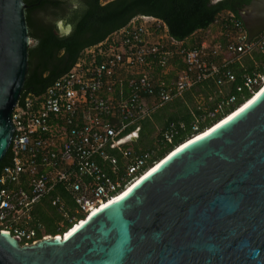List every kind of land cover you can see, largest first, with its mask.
<instances>
[{
  "label": "built area",
  "instance_id": "2783aa9c",
  "mask_svg": "<svg viewBox=\"0 0 264 264\" xmlns=\"http://www.w3.org/2000/svg\"><path fill=\"white\" fill-rule=\"evenodd\" d=\"M207 81L216 101L208 110L198 105L201 114L191 110L195 132L264 84V28L249 40L241 19L222 10L207 28L177 40L161 19L138 15L82 49L41 93L23 89L11 111L10 160L0 171V231L17 235L21 245L64 236L141 176L185 128L183 121L157 124L153 144L135 147L141 121ZM44 199L58 215L55 234L34 211Z\"/></svg>",
  "mask_w": 264,
  "mask_h": 264
},
{
  "label": "water",
  "instance_id": "95a60500",
  "mask_svg": "<svg viewBox=\"0 0 264 264\" xmlns=\"http://www.w3.org/2000/svg\"><path fill=\"white\" fill-rule=\"evenodd\" d=\"M27 6L0 0V161L24 89ZM236 11L249 40L264 28V0ZM19 239L0 231V264H264V89L67 238Z\"/></svg>",
  "mask_w": 264,
  "mask_h": 264
},
{
  "label": "trees",
  "instance_id": "16d2710c",
  "mask_svg": "<svg viewBox=\"0 0 264 264\" xmlns=\"http://www.w3.org/2000/svg\"><path fill=\"white\" fill-rule=\"evenodd\" d=\"M249 1L108 0L103 2L102 0H24L28 5L26 20L29 27V36L34 41L32 45L28 46L24 89L41 93L47 85L72 66L82 49L102 41L113 31L125 26L135 16L148 15L159 18L164 21L169 34L173 38L183 40L195 31L207 28L218 12L229 10L237 15L236 7ZM58 21H63L71 26V30L64 38H61L56 32ZM255 58L257 60L262 59L260 55H255ZM243 63L248 69L252 65L249 58H245ZM234 71L237 73L235 83H239L240 70L238 66H235ZM230 90L234 92V84H232ZM212 91L213 83L207 81L156 110L151 117L141 121L138 138L134 141V146L147 147L153 144L154 140L152 141L150 137L156 129L157 122L164 126L168 121H183L185 128H180L174 136L173 143L159 152L162 158L181 142L210 127L252 96L246 94L245 98L247 99L234 109L226 110L225 113H219L215 117L200 123L199 131L195 132L191 128L193 120L191 110H194L195 114H201L203 113L202 108L211 109L216 101V98L209 99ZM195 95L205 99L202 108L197 107L200 104H196L193 108L188 106ZM168 106L173 107L170 112L167 111ZM165 113L167 114L165 115ZM173 145L175 146L166 152ZM9 160L8 150L0 161V171L3 165L9 163ZM62 195L66 198L64 193ZM34 211L36 216L45 224V230L55 234L57 228L54 221L58 219V215L54 208L50 206L49 200L44 199L36 205Z\"/></svg>",
  "mask_w": 264,
  "mask_h": 264
},
{
  "label": "bare ground",
  "instance_id": "6f19581e",
  "mask_svg": "<svg viewBox=\"0 0 264 264\" xmlns=\"http://www.w3.org/2000/svg\"><path fill=\"white\" fill-rule=\"evenodd\" d=\"M264 89V84L262 87L255 91L252 96L247 99L245 102H243L241 105H239L237 108H235L232 112L224 116L219 121L215 122L210 127L204 129L203 131H200L199 133L192 135L190 138L186 139L185 141L181 142L179 145L174 147L169 153H167L164 157L161 159H158L153 165H151L148 169L145 170L144 173H142L141 176H138L133 182L129 183L122 191H120L118 194H116L114 197L110 198L108 201L103 202L100 206L94 208L91 210L89 214H87L84 218L80 219V221H77L75 225L71 226L70 229L66 230V233L64 236H58V240L63 239V237L67 238L69 235H71L78 227H80L82 224H84L90 217H92L95 213H97L99 210L110 204L111 202L115 201L116 199L120 198L121 196L125 195L127 192H129L133 187H135L140 181H142L148 174H150L159 164H161L163 161H165L167 158H169L171 155H173L175 152L180 150L181 148L185 147L186 145L190 144L191 142L203 137L213 129H215L217 126L222 124L224 121L229 119L231 116H233L235 113H237L239 110H241L243 107H245L249 102H251L262 90Z\"/></svg>",
  "mask_w": 264,
  "mask_h": 264
},
{
  "label": "rangeland",
  "instance_id": "374dc122",
  "mask_svg": "<svg viewBox=\"0 0 264 264\" xmlns=\"http://www.w3.org/2000/svg\"><path fill=\"white\" fill-rule=\"evenodd\" d=\"M103 1V0H102ZM211 30H212V35L214 36V39L213 40H217L218 39V33H217V29L215 28V27H211ZM216 36V37H215ZM210 38H212V37H210ZM190 40V39H189ZM190 42H192L191 40H190ZM34 43V41H33V39L31 38V41H30V44L29 45H32ZM204 103H205V99L203 98V97H201V96H197V95H195V97H194V99L190 102V103H188V106L190 107V108H193V106H195L196 104H200L201 106H203L204 105ZM173 109V107L172 106H168L167 107V111L168 112H170L171 110ZM167 113H165V115H166ZM164 115V116H165ZM157 124H158V122H157ZM157 128L154 130V132H153V134H152V136L150 137L151 138V140L153 141H155V136H156V134H157ZM133 144H134V142H133ZM135 145V144H134ZM140 146H142V145H140Z\"/></svg>",
  "mask_w": 264,
  "mask_h": 264
},
{
  "label": "clouds",
  "instance_id": "9594fccd",
  "mask_svg": "<svg viewBox=\"0 0 264 264\" xmlns=\"http://www.w3.org/2000/svg\"><path fill=\"white\" fill-rule=\"evenodd\" d=\"M59 35L61 38H64V36L67 35V33L61 32Z\"/></svg>",
  "mask_w": 264,
  "mask_h": 264
},
{
  "label": "crops",
  "instance_id": "0c3cea01",
  "mask_svg": "<svg viewBox=\"0 0 264 264\" xmlns=\"http://www.w3.org/2000/svg\"><path fill=\"white\" fill-rule=\"evenodd\" d=\"M106 1H108V0H103V2H106ZM198 33V32H197ZM189 37H191V35L189 36ZM187 39V38H186Z\"/></svg>",
  "mask_w": 264,
  "mask_h": 264
},
{
  "label": "snow or ice",
  "instance_id": "6c2138e0",
  "mask_svg": "<svg viewBox=\"0 0 264 264\" xmlns=\"http://www.w3.org/2000/svg\"><path fill=\"white\" fill-rule=\"evenodd\" d=\"M119 199V198H118Z\"/></svg>",
  "mask_w": 264,
  "mask_h": 264
}]
</instances>
